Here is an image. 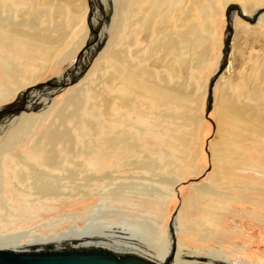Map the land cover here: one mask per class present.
Masks as SVG:
<instances>
[{"label": "bare ground", "instance_id": "obj_1", "mask_svg": "<svg viewBox=\"0 0 264 264\" xmlns=\"http://www.w3.org/2000/svg\"><path fill=\"white\" fill-rule=\"evenodd\" d=\"M79 1L84 0H0V69L10 80V83L0 81V113L5 112L0 119H5L0 124V225H21L33 221L40 213L58 212L67 203L88 200L99 203L83 212L57 215L56 223L75 221L61 232L35 234L34 240L27 243L19 240L27 237L28 232L0 236V249L102 246L139 254L158 264H226L206 247L189 248L185 241L166 235L156 224L157 216L150 214L162 209L177 193L182 179L175 176V171L180 163L192 167L197 158L191 151L194 136H185L183 132L184 126L196 131L199 123L192 105L194 96L183 88V82L198 68L196 63L203 61L206 44L213 42V31L204 26L205 18L202 21L200 15L208 13L209 7L214 8L215 0H124L121 8L119 0H114L108 9V14L114 10L110 29L119 12L121 18L129 13L130 19H121L119 30L110 35L107 48L101 50L104 36L102 41L94 42L88 31L74 48L65 51L69 40L64 26L51 28L39 24L55 22L64 14H70L77 23ZM205 1L210 4L202 5ZM245 1L250 7L251 0ZM245 12L240 15L248 18ZM263 16L264 13L258 15L257 21ZM233 20L231 15L227 41L231 40ZM120 33L125 34L123 39L119 38ZM118 40L122 48L110 50ZM107 53L109 59L102 64L107 72L103 83L112 93L102 86L91 88V83L84 81L92 73V60L95 57L101 60ZM65 63L69 74L55 73L50 86L56 85L53 83L56 80L63 85L90 67L87 76L72 84L79 85L77 93L59 108L55 101L49 106L53 96L62 90L59 87L47 88L50 93L47 99L23 101L28 95L32 98L42 86L37 82L48 73L49 64ZM74 70L77 72L70 74ZM160 72H167L171 78ZM240 86L246 87L245 91L241 89V95L258 105L242 104L226 94L221 97L216 108L217 138L211 142L216 174L209 178V183L194 186L197 198L214 200L226 196L239 202L240 199H231V193L217 190L222 175L259 171V163L247 158L244 151H251L259 138L264 139L263 92H251L243 83ZM89 90L91 96L86 98ZM101 90L107 93L102 94ZM83 92L85 96L81 95ZM241 95L239 92L240 98ZM15 100L18 104L12 105L16 110L8 115L7 108H13L8 102ZM38 102L41 103L38 107L32 104ZM211 102L212 110L213 90ZM160 105L165 109L160 110ZM226 185L242 192L241 196L258 191L264 196V188L254 181L226 182ZM116 196L138 201L132 204L135 210L122 211L125 215L131 212L133 217L120 223L103 221V216L117 212L106 209L104 200ZM141 209L149 210L150 215ZM214 209L216 205L212 203L204 211ZM79 215L86 216L82 219ZM176 216L172 227L169 224L172 234L188 235L190 230H203L199 234L201 240L210 239L217 230L207 227V222L221 221L201 218L196 221L199 226L194 223L192 227L187 218L178 216L176 220ZM79 220L87 224L79 226Z\"/></svg>", "mask_w": 264, "mask_h": 264}, {"label": "rangeland", "instance_id": "obj_2", "mask_svg": "<svg viewBox=\"0 0 264 264\" xmlns=\"http://www.w3.org/2000/svg\"><path fill=\"white\" fill-rule=\"evenodd\" d=\"M113 1L114 0L79 1L78 3L81 4L82 2L83 5L79 4L80 14L78 15L79 19L77 23L70 18V14H64L56 19L57 22H48L46 24L44 21L39 25L50 26L51 28L55 25H58L62 28L64 26L63 30L69 40L65 51L69 50L68 48H74L77 43L83 39L85 33L87 34L88 31L89 37H94V42L102 41V37L104 36V42L101 47V50H103L107 48V43L112 37L110 35H112L114 32L117 33V30H119L121 19L125 21L130 19L129 13L124 14L123 18H121L122 14L119 12L118 19L114 27L112 26L110 29L114 10L112 9V12L108 14V9L110 5L112 6ZM226 1L227 0H215L213 3L215 7H209L208 13L200 15L202 17V21L205 18V22L203 21L204 26L206 28L212 29L213 31V42H208V44H206L203 61L199 65H197L199 62L196 63L195 66L198 68L195 69L193 74L191 71V76L187 79V82H183L185 83L183 88L189 89L194 96V102H192V105L194 109V115L197 116V120L199 121L196 131L190 129L187 126H184L185 128L183 129L185 136H194V140L191 142V151L197 154L195 164L191 167L188 166L186 162L180 163L177 170L175 171V176L182 179L180 185L178 186V191L172 199L169 198L167 200V204H165L162 209L151 213L148 212L149 210L147 209H141V211L146 214L150 213L151 216H157L156 224L162 228V232L166 233V235L173 238L175 237V240L180 239L181 241H185L189 248H199L200 246L206 247V249H209V251L213 254H218L222 258V261L226 264H264V221L261 218L264 217V196L260 193L261 191H258L252 193L248 192L245 194V197L240 195L242 192L233 191L232 189L226 188V182L233 183L235 181L244 180L257 182L261 189L264 188V139L259 138V142L254 145L255 148L251 151H244L245 154L248 155L247 158L259 163V171L256 172L250 170L248 172L239 171L233 175L224 174L222 175V185L219 184L217 186V190L226 191L227 194L231 193V199H240L239 202L234 200L232 201L226 196L217 197L218 199L214 200L209 197L197 198L194 190L195 185L209 183V178L216 174V166L211 154V142L217 138L218 126L216 108L220 103L223 94L231 96L233 99L239 101L242 104L258 105L249 98L241 95L243 93L242 90H246V87L240 88L242 86H240V84L243 83L248 85L247 90H250L251 92L262 91V97H264V16L263 18L261 17V19L259 18V20L255 23H251L248 20V18H253L258 15L260 16L264 13V0H251L252 4L250 7L247 5L245 0H228L229 4L225 5L224 3ZM118 3L120 4L119 8H121L124 4V0H119ZM208 4L210 3L207 1L202 3L204 6ZM234 6L239 7L238 10H232L231 8ZM227 11H231V15L234 19L233 32L230 40V52L228 56V64L230 65L229 67L225 68V70L220 74L217 81L215 82L213 87L214 104L208 118L206 117V108L209 98V85L224 60V50L228 36ZM242 12L247 13L246 16L248 18L242 17L240 15ZM107 14L109 16H107ZM53 33L57 35L56 32ZM123 37H125V34L120 33L119 38L123 39ZM120 40L114 42L110 46V50L122 48V43ZM78 52L76 54H78ZM80 54L81 53H79V55ZM108 59L109 53H107L103 59L101 58V60H98L97 57H95L91 64V68L94 66L91 71L92 73L88 75L89 77H86L84 81L86 80L88 83L90 82L91 88L99 89V87L102 86L103 88H107V92L112 93L109 91V88L106 87V84L103 83L107 72L103 69L102 64H105ZM89 68L85 71L83 76H87ZM68 71L69 68L68 64L66 63L59 66H50L49 64L48 73L42 75L37 82L42 84V86H39L32 98H30L31 95H28L23 101H27L28 99H30L29 101L47 99L48 94H50L48 92L49 89L47 90V88H52L55 86V84L50 86L51 81L54 79L55 73L63 74L64 72ZM75 72L77 71L74 70L70 72V74ZM4 74V71L0 69V81L4 80V82L10 83V80L6 78ZM160 74L164 77H167L168 79L171 78L167 72H160ZM53 83H57L56 85H58L62 82H58V80H56L53 81ZM73 86L74 85L68 86L60 92H57L53 96V102H50L49 106L53 105L55 101L58 102L59 105H57V107L59 108L70 96H72L74 93H77L75 90L78 89L79 85L75 87ZM53 92L55 91L53 90ZM85 92H83L81 95L85 96ZM90 92V90L87 92L86 98L91 96ZM101 92L102 94L107 93L104 90H101ZM239 92L241 98L238 96ZM17 100L12 101V103L8 106L13 107L14 104H18ZM261 101V104L264 107V100ZM32 104L37 107L41 105L40 102ZM159 108L160 110L165 109L161 105ZM7 109H9L7 111L8 115L13 110H16L15 107H9ZM3 110L6 111V109ZM70 110L72 112L71 107ZM34 112L38 113V110ZM4 113L5 112L0 113V119L4 117L2 115ZM14 114L15 116L19 115V113ZM4 120L5 119L0 121V124L4 123ZM179 123L186 122L184 120H179ZM192 133L193 135H191ZM174 157L176 161H179V156L177 154H175ZM233 193L238 195L235 196ZM124 198H126V200H124ZM128 199L129 198L127 197L116 196L115 198L111 197V199L107 198L104 200L103 204L106 209H116L117 212L113 216H103V221H114L120 223L124 222V219L132 218L133 215L131 212H129L130 215H125L122 211H127L128 209V211L135 210V207H132V204H136L138 201L133 199L134 201L131 202L132 199H129V204L127 202ZM184 201H186V206ZM98 203L99 200H88L73 204L67 203L64 204L65 206L62 207V209H59L58 212L40 213V215L38 214L35 217L36 220L34 218L33 221H28L21 225L16 223L11 226L8 225L7 227L5 224L0 225V236H7L9 234L18 232H28L27 237L23 236V239H20L23 242L19 240L21 243H27L34 240L32 235L35 234L47 236L54 232H61L65 229H68L72 224H74L75 221L74 219H71L67 223H56L57 220L55 219L57 215L69 212H83L87 207ZM212 203L216 205V209L210 212L204 211V208H208V206ZM174 215H177L176 220L178 216H181L184 220L187 218L189 221V226L192 227H194L196 221L201 220V218H210L213 220L218 218V220L221 221H210V223L207 222L210 224H207V227L210 226L211 228H217V230L215 229V231L211 233L210 239L201 240L199 239V234H202L204 232L203 230H190L188 235H177L176 232L175 234H172L169 224L172 221ZM85 216L79 215V217L82 219ZM190 222H192V224ZM85 224H87V221L85 220L78 221L79 226H85ZM127 226L132 227L130 224ZM196 226L199 225L196 224Z\"/></svg>", "mask_w": 264, "mask_h": 264}, {"label": "water", "instance_id": "obj_3", "mask_svg": "<svg viewBox=\"0 0 264 264\" xmlns=\"http://www.w3.org/2000/svg\"><path fill=\"white\" fill-rule=\"evenodd\" d=\"M238 10L237 6L231 8ZM228 25L230 26L231 11H227ZM249 22L255 23L257 16L248 19ZM230 28V27H229ZM230 52V39L226 42L224 50V60L221 63L219 70L212 78L209 85V100L206 108V117L209 118V113L212 108V90L219 75L225 70L228 63V56ZM86 67L78 76L63 85H55L59 89H64L69 85L75 84L84 75ZM207 149V148H206ZM174 219V216H173ZM172 221L170 226L172 227ZM0 264H158L151 259L135 254L117 252L102 246L95 247H75L65 249H40V250H10L0 249Z\"/></svg>", "mask_w": 264, "mask_h": 264}, {"label": "crops", "instance_id": "obj_4", "mask_svg": "<svg viewBox=\"0 0 264 264\" xmlns=\"http://www.w3.org/2000/svg\"><path fill=\"white\" fill-rule=\"evenodd\" d=\"M11 103H12V102H10V103L8 102V104H11ZM3 105H7V103H6V104H3Z\"/></svg>", "mask_w": 264, "mask_h": 264}]
</instances>
